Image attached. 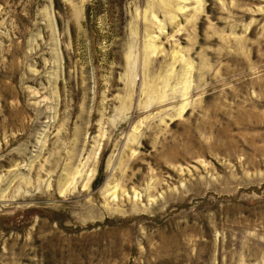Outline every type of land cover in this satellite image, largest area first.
<instances>
[{"label":"rangeland","instance_id":"1","mask_svg":"<svg viewBox=\"0 0 264 264\" xmlns=\"http://www.w3.org/2000/svg\"><path fill=\"white\" fill-rule=\"evenodd\" d=\"M0 264H264V0H0Z\"/></svg>","mask_w":264,"mask_h":264}]
</instances>
